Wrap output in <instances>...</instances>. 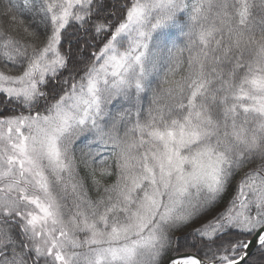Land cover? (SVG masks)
I'll use <instances>...</instances> for the list:
<instances>
[{"label": "snow or ice", "instance_id": "snow-or-ice-1", "mask_svg": "<svg viewBox=\"0 0 264 264\" xmlns=\"http://www.w3.org/2000/svg\"><path fill=\"white\" fill-rule=\"evenodd\" d=\"M253 246L264 0H0V264H257Z\"/></svg>", "mask_w": 264, "mask_h": 264}, {"label": "trees", "instance_id": "trees-1", "mask_svg": "<svg viewBox=\"0 0 264 264\" xmlns=\"http://www.w3.org/2000/svg\"><path fill=\"white\" fill-rule=\"evenodd\" d=\"M119 4H117V7ZM113 11H116V9H113ZM117 15H119V12L117 11ZM85 57L87 56V52L83 54ZM177 236L183 235V233H176ZM253 257L257 260V264H264V259L260 258L257 254L256 249L252 252Z\"/></svg>", "mask_w": 264, "mask_h": 264}, {"label": "water", "instance_id": "water-1", "mask_svg": "<svg viewBox=\"0 0 264 264\" xmlns=\"http://www.w3.org/2000/svg\"><path fill=\"white\" fill-rule=\"evenodd\" d=\"M256 249V247L255 246H253L252 248H251V253L254 251Z\"/></svg>", "mask_w": 264, "mask_h": 264}]
</instances>
